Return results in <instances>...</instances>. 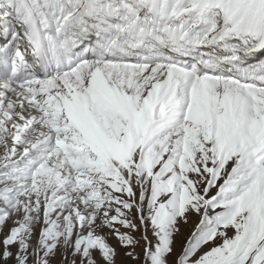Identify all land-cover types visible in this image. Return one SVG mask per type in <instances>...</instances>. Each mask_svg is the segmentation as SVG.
<instances>
[{
	"label": "snow or ice",
	"instance_id": "1",
	"mask_svg": "<svg viewBox=\"0 0 264 264\" xmlns=\"http://www.w3.org/2000/svg\"><path fill=\"white\" fill-rule=\"evenodd\" d=\"M0 264H264V0H0Z\"/></svg>",
	"mask_w": 264,
	"mask_h": 264
}]
</instances>
